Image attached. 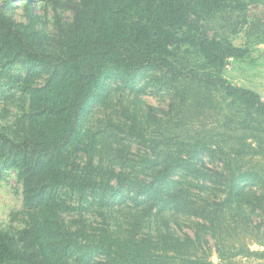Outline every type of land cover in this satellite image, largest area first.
<instances>
[{
  "label": "trees",
  "instance_id": "obj_1",
  "mask_svg": "<svg viewBox=\"0 0 264 264\" xmlns=\"http://www.w3.org/2000/svg\"><path fill=\"white\" fill-rule=\"evenodd\" d=\"M259 44L264 0L2 1L0 176L14 174L22 204L17 224L0 226V264H212L187 257L204 234L225 259L217 238L228 218L264 223L252 220L264 212V177L238 162L264 157V102L225 77ZM145 74L169 96L165 110L141 104ZM104 97L103 130L83 131ZM224 104L219 138L173 131ZM186 226L194 237L177 235Z\"/></svg>",
  "mask_w": 264,
  "mask_h": 264
},
{
  "label": "rangeland",
  "instance_id": "obj_2",
  "mask_svg": "<svg viewBox=\"0 0 264 264\" xmlns=\"http://www.w3.org/2000/svg\"><path fill=\"white\" fill-rule=\"evenodd\" d=\"M2 1L4 0H0V4L2 3ZM10 11L16 21H26L24 9L20 6L13 5ZM37 13L38 15H42L41 10H37ZM43 14V20L46 25V29L51 30L53 26V14L49 8H46L43 11ZM62 20H65L67 22L70 21V13L65 12L64 14H62ZM240 41L241 40H236V44H241L239 43ZM252 51H254L253 48L251 49L250 53ZM239 62H235L234 66H236ZM250 66L253 65L250 64ZM229 70L230 69L227 68L225 71V77L227 79L230 78ZM233 70L234 69H232V71ZM152 81V74H145L144 77L140 79V83L137 86V89L139 91L141 90L140 94H138L142 100L141 104L144 106L146 104L150 105L158 110H165L169 103V96L164 92V90L160 89L159 91H155L156 87L154 86ZM106 97L101 99V102H99L95 106L94 112L89 115V117L86 118V120L82 123L83 131L89 130L93 133H96L99 130H103V126H105L104 123L106 121V116L109 113L108 107L110 105V100ZM10 109L11 111L13 110L12 108ZM1 110L2 105L0 104V111ZM229 111V107L225 104L223 110L221 111V114H217V110H214L213 108H205L201 113L198 114L197 117L189 120L185 127H177L174 128L173 131L179 133L180 135H195L196 133H198L201 135V137H204L208 140H214L215 138H219V133L223 130L220 126V123L224 121L223 115L229 114L230 116ZM157 114L161 115L160 111H157ZM12 118V115L7 116V120H11ZM113 118L115 119L116 115H113ZM114 132L122 137L120 132L116 130H114ZM235 136H238L237 132L227 130L224 137L226 144L234 145L236 143V139L234 138ZM101 141H104L103 136H101ZM250 141L251 140H248L246 142ZM124 142V147L129 156L135 158L142 153L140 145L135 140L129 139ZM111 157L104 153H102L101 156L104 161H113L115 156L112 155ZM238 162L241 163L243 172H245L246 170H250L264 177V157H255L251 159L245 158L242 162ZM207 165L212 166L210 163ZM2 173L3 174L0 176V226L3 228H7L12 223L17 224L16 221L14 222L15 218H13L11 214L14 211L20 210L22 204V196L20 186L16 182L14 174L12 172L6 171H3ZM247 183L249 182H244L242 186H246ZM247 187L249 188V186ZM250 189L254 191L256 189V186L251 184ZM252 215V220L257 221L259 219H262V221H264V212H254ZM257 224L258 223H251L250 225H244L241 224L240 219H236L233 224L231 218L227 219L226 231L219 233L217 238L219 240H223L226 245V248H223L226 255L225 259L221 260L219 258L218 253L215 249L214 239H212L210 236H207L206 234L202 236V238L206 240V242L203 241L202 246L198 247L197 249L191 248L189 254H187V257L191 259L207 258V260L212 264H264V257H255L248 254V250L264 252V223L258 228ZM193 233L194 229L186 226L184 230L178 232L177 235L181 238H183L185 234L190 237H194ZM239 250L240 252H237Z\"/></svg>",
  "mask_w": 264,
  "mask_h": 264
},
{
  "label": "crops",
  "instance_id": "obj_3",
  "mask_svg": "<svg viewBox=\"0 0 264 264\" xmlns=\"http://www.w3.org/2000/svg\"><path fill=\"white\" fill-rule=\"evenodd\" d=\"M252 48L254 51L246 60L237 63L236 66H234V61L230 63L228 80L233 84L255 91L264 102V44Z\"/></svg>",
  "mask_w": 264,
  "mask_h": 264
},
{
  "label": "built area",
  "instance_id": "obj_4",
  "mask_svg": "<svg viewBox=\"0 0 264 264\" xmlns=\"http://www.w3.org/2000/svg\"><path fill=\"white\" fill-rule=\"evenodd\" d=\"M227 68L229 69V66Z\"/></svg>",
  "mask_w": 264,
  "mask_h": 264
}]
</instances>
